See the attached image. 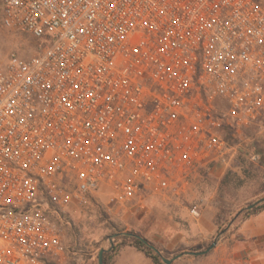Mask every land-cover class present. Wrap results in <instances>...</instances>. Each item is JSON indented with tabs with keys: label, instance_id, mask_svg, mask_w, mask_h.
I'll list each match as a JSON object with an SVG mask.
<instances>
[{
	"label": "built area",
	"instance_id": "2783aa9c",
	"mask_svg": "<svg viewBox=\"0 0 264 264\" xmlns=\"http://www.w3.org/2000/svg\"><path fill=\"white\" fill-rule=\"evenodd\" d=\"M0 7L36 40L0 63V264H62L71 204L145 208L264 122V0Z\"/></svg>",
	"mask_w": 264,
	"mask_h": 264
},
{
	"label": "rangeland",
	"instance_id": "374dc122",
	"mask_svg": "<svg viewBox=\"0 0 264 264\" xmlns=\"http://www.w3.org/2000/svg\"><path fill=\"white\" fill-rule=\"evenodd\" d=\"M1 18L0 7V63L10 52L27 54L36 45L30 35L3 27ZM231 141L237 145V152L229 163L198 168L189 185L150 193L145 208L124 211L137 213L131 216L138 218L147 214L140 225L125 222L121 212L110 211L106 193L84 206L71 204L63 264H83L92 256L97 261L101 248L121 242L118 236L123 231L137 232L149 240L150 226L158 224L169 232L178 226L188 233V244L172 242L173 233L168 242L163 238L150 241L164 258L183 253L171 264H264V210L246 220H234L247 205L264 196V122L261 127L242 129ZM195 205H199L198 216L191 213ZM218 228L226 234L217 233ZM217 236L216 246L208 253H188L207 248Z\"/></svg>",
	"mask_w": 264,
	"mask_h": 264
},
{
	"label": "crops",
	"instance_id": "0c3cea01",
	"mask_svg": "<svg viewBox=\"0 0 264 264\" xmlns=\"http://www.w3.org/2000/svg\"><path fill=\"white\" fill-rule=\"evenodd\" d=\"M135 214L137 213H134V212L123 213L122 219L125 222L131 223L135 226L141 223L142 219H144V217H146L147 215L146 214L143 218H138L137 216L136 218L135 216L133 217L131 216ZM161 227L163 226H160L159 224L156 227H154V225L150 226V232L152 233H150L151 237H149V241L156 242L159 239L161 240L163 238L162 240L163 242H168L170 235L173 233L175 239H171L172 242L174 243L180 242L182 244L189 243L188 233L181 230L178 226H173L174 227L173 231L175 232H169L168 230H165L164 228H161ZM210 231L211 230H209L208 232ZM104 249H105V252H107L109 250V247L106 246L104 247ZM65 260H66V256L62 260V264L65 262ZM83 264H98V257H97V261H95V258L93 256L88 257L84 260ZM110 264H156V263L153 262V260L149 256H147L143 251L139 250L135 246L131 244H123L118 249V251L113 254L112 261Z\"/></svg>",
	"mask_w": 264,
	"mask_h": 264
},
{
	"label": "trees",
	"instance_id": "16d2710c",
	"mask_svg": "<svg viewBox=\"0 0 264 264\" xmlns=\"http://www.w3.org/2000/svg\"><path fill=\"white\" fill-rule=\"evenodd\" d=\"M228 139H231L228 136ZM264 210V201L261 203H258L254 205L251 208H245L241 214H239L234 220H246L249 217L256 215ZM221 231H224L223 236L226 234V231L222 228H218L217 233H220ZM121 238V242L114 247L109 248L107 252L104 253V264H110L112 261L113 254L118 251V249L123 244H131L138 248L139 250L143 251L147 256H149L153 262L156 264H167L164 261V257L161 254V251L159 249V252L153 249L149 244H147L141 237L146 238L142 236L141 234L134 232V231H123L118 236ZM147 239V238H146Z\"/></svg>",
	"mask_w": 264,
	"mask_h": 264
},
{
	"label": "water",
	"instance_id": "95a60500",
	"mask_svg": "<svg viewBox=\"0 0 264 264\" xmlns=\"http://www.w3.org/2000/svg\"><path fill=\"white\" fill-rule=\"evenodd\" d=\"M264 201V196L259 198L258 200L250 203L249 205H247L246 208H251L253 207L254 205L258 204V203H261ZM147 244H149L153 249H155L156 251L159 252V249L153 245L148 239L146 238H143L141 237ZM218 236L214 238V240L209 244V246L203 250H199V251H188L189 254H193V255H202V254H206L208 253L210 250H212L217 242H218ZM104 253H105V249L104 248H101L100 251H99V254H98V264H104ZM183 253H179V254H176L175 256L171 257V258H164V261L167 263V264H171L175 259H177L178 257H180Z\"/></svg>",
	"mask_w": 264,
	"mask_h": 264
}]
</instances>
